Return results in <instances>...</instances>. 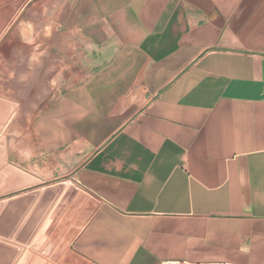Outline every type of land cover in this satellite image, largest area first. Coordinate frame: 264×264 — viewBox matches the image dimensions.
Listing matches in <instances>:
<instances>
[{
    "label": "crops",
    "instance_id": "1",
    "mask_svg": "<svg viewBox=\"0 0 264 264\" xmlns=\"http://www.w3.org/2000/svg\"><path fill=\"white\" fill-rule=\"evenodd\" d=\"M60 181L23 264H264V0H0V200Z\"/></svg>",
    "mask_w": 264,
    "mask_h": 264
},
{
    "label": "water",
    "instance_id": "2",
    "mask_svg": "<svg viewBox=\"0 0 264 264\" xmlns=\"http://www.w3.org/2000/svg\"><path fill=\"white\" fill-rule=\"evenodd\" d=\"M77 191L75 185L60 181L46 185L42 190L33 189L9 196L5 201L0 200V250L8 252L9 259L20 253L17 261L23 264V261L31 257V251H26V245L29 244L35 251L40 250L50 227ZM18 246H21L20 252ZM33 261L45 263L39 257H34Z\"/></svg>",
    "mask_w": 264,
    "mask_h": 264
},
{
    "label": "rangeland",
    "instance_id": "3",
    "mask_svg": "<svg viewBox=\"0 0 264 264\" xmlns=\"http://www.w3.org/2000/svg\"><path fill=\"white\" fill-rule=\"evenodd\" d=\"M59 88H61V86H59ZM12 137H13V135H12Z\"/></svg>",
    "mask_w": 264,
    "mask_h": 264
}]
</instances>
